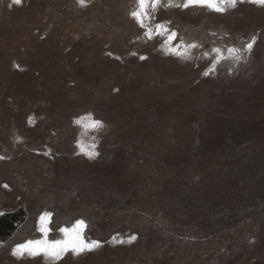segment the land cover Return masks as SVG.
<instances>
[{
  "label": "rangeland",
  "instance_id": "1",
  "mask_svg": "<svg viewBox=\"0 0 264 264\" xmlns=\"http://www.w3.org/2000/svg\"><path fill=\"white\" fill-rule=\"evenodd\" d=\"M184 2L0 0V264H264V4ZM77 220L99 247L13 255Z\"/></svg>",
  "mask_w": 264,
  "mask_h": 264
},
{
  "label": "snow or ice",
  "instance_id": "2",
  "mask_svg": "<svg viewBox=\"0 0 264 264\" xmlns=\"http://www.w3.org/2000/svg\"><path fill=\"white\" fill-rule=\"evenodd\" d=\"M80 4L83 5L85 3V0H79ZM159 2V0H137L138 8L137 10L133 11L131 15L137 20V22L140 24L141 27H145L144 19L147 17V7L149 4L153 8H155L156 4ZM253 3H259L264 4V0H252ZM14 3L19 4L21 3V0H14ZM236 0H185L183 7L187 8L189 6L193 5H199L203 7H208L211 10L217 11V12H223L225 11L224 5H230L232 7L235 6ZM155 32L156 34H164L168 32V29L165 25L157 24L155 26ZM146 35L148 38H152L153 30L151 28L146 29ZM176 38V33L171 32L168 34L165 38L164 44L162 47L165 48L166 52L170 51L173 54L184 56L186 55L185 52H180L178 49L182 47V45H176L174 48L169 47L171 42ZM254 43V40L252 42H249L245 46L246 51H250L252 48V45ZM197 45H189L184 46L186 48L190 47H196ZM213 52L217 54V59L214 61L213 66L210 70H214L215 64L219 63L221 60L225 59H234L239 60L241 58V49L239 48H228L227 49V56L223 55L222 50L219 48H214ZM207 56V53L205 54ZM141 59H145V57H141ZM209 72L206 71L204 75H208ZM84 120H88L89 123L83 124V126L87 128H99L103 127V124L99 120H93L91 119V114H87L84 117H80L76 123H81ZM78 145L81 148L82 152H85L86 155H88L90 158L96 155L94 151H88L86 147L78 142ZM93 149L95 148V145L93 144L91 146ZM3 158V157H0ZM7 187V185H5ZM51 213H45L40 217V231L47 235V232L49 231L47 224L50 222ZM86 227V224L83 220H77L74 224L71 225V227H63L60 229L62 233L65 235V239L63 240H55V241H47L46 239L43 240H29L26 241L23 244H18L15 249H13V255L17 256H23L25 253L29 255H36L39 251H45L48 255H50L53 259H59L61 255L67 251L69 248L72 249L73 252L79 254L80 252H83L85 250H92L96 247H99L100 244L98 241H91L86 242L83 237L82 233L84 228ZM115 239V238H114ZM131 239H135V237H131Z\"/></svg>",
  "mask_w": 264,
  "mask_h": 264
},
{
  "label": "water",
  "instance_id": "3",
  "mask_svg": "<svg viewBox=\"0 0 264 264\" xmlns=\"http://www.w3.org/2000/svg\"><path fill=\"white\" fill-rule=\"evenodd\" d=\"M28 217L27 211L23 208L13 212H0V241L5 243L19 229Z\"/></svg>",
  "mask_w": 264,
  "mask_h": 264
}]
</instances>
